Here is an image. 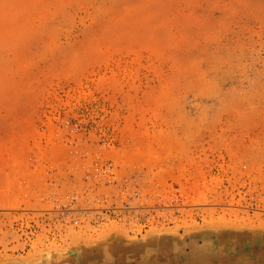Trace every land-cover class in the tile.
Returning <instances> with one entry per match:
<instances>
[{
	"label": "rangeland",
	"instance_id": "rangeland-1",
	"mask_svg": "<svg viewBox=\"0 0 264 264\" xmlns=\"http://www.w3.org/2000/svg\"><path fill=\"white\" fill-rule=\"evenodd\" d=\"M0 264H264V0H0Z\"/></svg>",
	"mask_w": 264,
	"mask_h": 264
}]
</instances>
